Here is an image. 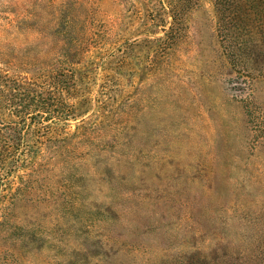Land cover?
I'll return each instance as SVG.
<instances>
[{
	"label": "rangeland",
	"instance_id": "rangeland-1",
	"mask_svg": "<svg viewBox=\"0 0 264 264\" xmlns=\"http://www.w3.org/2000/svg\"><path fill=\"white\" fill-rule=\"evenodd\" d=\"M0 264H264V0H0Z\"/></svg>",
	"mask_w": 264,
	"mask_h": 264
}]
</instances>
